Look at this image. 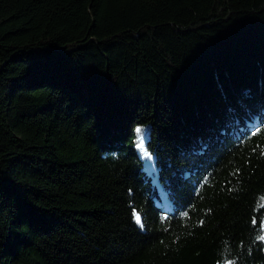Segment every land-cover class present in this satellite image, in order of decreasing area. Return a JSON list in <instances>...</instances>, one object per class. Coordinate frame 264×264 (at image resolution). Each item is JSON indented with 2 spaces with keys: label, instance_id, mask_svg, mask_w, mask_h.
I'll list each match as a JSON object with an SVG mask.
<instances>
[{
  "label": "trees",
  "instance_id": "1",
  "mask_svg": "<svg viewBox=\"0 0 264 264\" xmlns=\"http://www.w3.org/2000/svg\"><path fill=\"white\" fill-rule=\"evenodd\" d=\"M262 153L264 0H0V264H264Z\"/></svg>",
  "mask_w": 264,
  "mask_h": 264
},
{
  "label": "rangeland",
  "instance_id": "2",
  "mask_svg": "<svg viewBox=\"0 0 264 264\" xmlns=\"http://www.w3.org/2000/svg\"><path fill=\"white\" fill-rule=\"evenodd\" d=\"M139 128L142 131L140 133H137L136 132V135H135V143H136V145L140 144L141 139H143V143H144V141L148 137L149 127L148 126H140ZM137 150H138V153L140 155V158L142 159V169L147 173V175L149 177H151V179H152L153 182H156L157 181V172H156V168H155V163H154V157H153V155H152L153 160L151 162V165H149L143 159V153L145 151L144 150V145H143L142 148H140V147L137 146Z\"/></svg>",
  "mask_w": 264,
  "mask_h": 264
},
{
  "label": "snow or ice",
  "instance_id": "3",
  "mask_svg": "<svg viewBox=\"0 0 264 264\" xmlns=\"http://www.w3.org/2000/svg\"><path fill=\"white\" fill-rule=\"evenodd\" d=\"M142 130L140 128H137L136 129V132L137 133H140ZM260 129H257V132H259ZM256 132L253 133V135H255ZM138 147L142 148L143 147V139H141V142L140 144L137 145ZM264 154V153H262ZM143 159L145 160V162L149 165H151V162L153 160V157L151 155V153L147 152L146 150L144 151L143 153ZM134 219H135V222L139 225L141 224V217L139 216V214H134ZM255 222V221H254ZM262 228H264V224L261 225ZM258 239L261 241V242H264V235H261L258 237ZM229 264H232V262H229Z\"/></svg>",
  "mask_w": 264,
  "mask_h": 264
}]
</instances>
